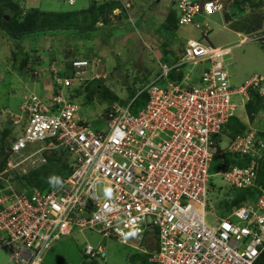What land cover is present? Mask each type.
<instances>
[{
    "label": "built area",
    "instance_id": "built-area-1",
    "mask_svg": "<svg viewBox=\"0 0 264 264\" xmlns=\"http://www.w3.org/2000/svg\"><path fill=\"white\" fill-rule=\"evenodd\" d=\"M177 8L181 25H195L207 36L208 29L196 17L221 11L222 5L219 0H179ZM231 51V46L189 39L174 64L161 63L156 81L127 105L115 102L107 108L103 128L80 117V106L60 88L50 102L32 92L20 113L6 110L13 125L23 130L11 142L3 175H29L59 150L71 155L73 171L45 191L0 189V248L8 249L17 264H42L58 241L90 231L149 254L153 264H257L264 254V185L257 183L258 162L222 167L216 174L234 187H257L255 201L219 217L210 200L216 155L228 148L261 157L264 150V142L255 138L256 128L227 138L225 149L218 140L236 115L234 95L246 102L250 90L264 96L263 76L232 89L226 63ZM97 64V59H76L71 72L54 67L51 72L64 89L89 75L101 78L95 73ZM181 70L183 77L172 79L171 73ZM193 71H200L196 83L190 77ZM160 80L166 84L160 86ZM143 93L146 104L133 112ZM99 185L106 187L104 196L97 193ZM152 240L156 250L148 246ZM83 253L90 260L107 259L102 245L87 243Z\"/></svg>",
    "mask_w": 264,
    "mask_h": 264
},
{
    "label": "rangeland",
    "instance_id": "rangeland-1",
    "mask_svg": "<svg viewBox=\"0 0 264 264\" xmlns=\"http://www.w3.org/2000/svg\"><path fill=\"white\" fill-rule=\"evenodd\" d=\"M160 1L135 0L134 5L133 3H128L129 5L127 6H133L131 13L134 17L132 20L126 21L121 26L123 30H118L119 32L117 31V34L120 35V37L117 39L114 49H109V45L102 46L100 39L84 40L77 35L69 36V38H72L70 45L66 41V38H63L62 40V37H53L52 41H49L51 38H46L45 42L39 44L38 42L33 43L35 46L29 51V54L31 53L30 57L32 60H34L39 54L43 55L41 58L45 59V64L40 66H30V69L33 67L32 71L36 70L40 73V71L43 70V72L41 77L35 81L28 77V79L30 78L29 86L26 88L24 86L25 78L23 79L21 77L20 80H18L15 76L20 74L13 72L12 60L13 54L16 52L14 51L13 47L14 42L9 41L0 34V111L10 108L14 113H19V107L21 106L23 98L28 91L30 93H36L45 102H50L51 91L55 92L59 89V87L56 88L53 84H48L50 82H55L52 79L55 78V75H53L49 69L50 65H52L54 62H49L46 64L48 62L47 58L56 56V64L63 62V56H61L62 52L68 51L71 53V49L69 50L68 48L74 47L80 48L77 50H80L81 52L83 51L84 54H80L78 56H83V58H85L89 53H97L100 51L98 49L102 46L103 49L100 51V55L95 57L101 59L104 58V70L99 71L101 73H106L107 79L101 80V84L98 86L102 85L103 93L111 90L123 101L128 102L133 100L134 97L129 98L132 92L138 93L145 86L156 81L158 76L161 75L160 63L157 59V57L161 58L159 52H165L166 46L172 47L173 45L179 50L180 47L183 46L184 41H177V36L183 34L185 30L186 31L184 33L187 34L190 32L195 33L193 29H191L194 28L192 26L179 25L175 32H172V30L168 29L165 25L164 17L169 10L172 8L175 9V6H171L172 0H166L164 3L163 1ZM222 1L226 5L232 3V0ZM126 2V0H122L121 3L126 6ZM249 10L250 8L248 5L247 13ZM141 13L144 14L141 15ZM115 14L117 15L113 17ZM120 14L121 9L117 13L110 14L111 21L108 26H110L112 23H116L118 21L117 17ZM140 16L142 19L138 18ZM118 22L120 23V21ZM219 24H221V22ZM98 26L102 28L106 27L107 25L103 26V23L101 22L98 24ZM87 28L88 26H86L84 29ZM107 30L111 32L110 29ZM257 33L259 34L253 33L250 35V37L253 38L251 41H248L244 45H241L240 47H237L233 50L234 61L231 65H229V73L231 77H233V81L231 80L232 82L235 81L241 84L240 82H243L244 79L251 77L253 74L258 73L264 75V32L258 31ZM228 37L229 34L227 32L223 30H215L208 38L209 43H205L214 46L225 45L226 43L224 42L229 39ZM111 42L114 43L115 41L113 40ZM50 47L57 49V54L47 56L46 54H48ZM23 51L28 54L26 49ZM18 52L19 50L17 53ZM58 59L61 61H58ZM164 61L170 65L175 63V59L171 54H167L164 57ZM30 65H33L31 61ZM45 72L47 75H45ZM47 76L49 78L52 77L50 82L48 79H46ZM93 82L94 81H88L87 84H84L83 88L81 89L82 95L76 96L73 101L80 106V117L86 119L94 128L97 129L103 128L105 125L101 115L107 106L108 101L103 103L100 102L99 98L103 97V93L90 95L91 89L96 87V83L94 85ZM158 84L161 86L162 82L159 81ZM239 84L233 83V85ZM88 86L91 87L89 88ZM87 87L89 89H87ZM75 89L78 91H75ZM79 90L80 88L76 86L67 90L66 95L68 96L70 92L71 94L76 95ZM48 91L50 95H48ZM232 101L237 106V114L243 117L246 111L245 107L242 105L241 97L234 95L232 97ZM140 103H142V99H140ZM138 104L139 103H136L134 105L133 111ZM140 106L143 105H139V107ZM2 119L4 118H2L0 115V121L3 125L0 127V131L5 130V123L8 122L6 120L3 121ZM228 143L229 140L227 139V136L224 135L222 149H225ZM1 144L3 143H0V145ZM213 184L214 190L210 194L211 204L213 205V208L218 216L223 217L224 205L230 202V199H232L234 196L232 185L225 181L222 176L216 174L213 176ZM105 192L106 187L104 185H99L97 189L98 195L104 196ZM207 221L210 224H213V217L208 215ZM73 238H75V241L70 239L66 241L64 245H61L63 241L59 242L57 249H55L54 253L47 260L46 264H81L80 260L82 259H78L81 256L80 247H74L77 246L74 244V242L80 246L86 245L88 242L94 246H98L100 244L105 246V249L107 250V259L105 261H98V264H145V259L148 258V256L146 257L145 254L140 253L141 251L139 249L125 246L112 239H103L95 232L77 233L73 235ZM69 244L70 247H68ZM132 256H135L134 261L131 259ZM148 264L153 263L149 262Z\"/></svg>",
    "mask_w": 264,
    "mask_h": 264
},
{
    "label": "trees",
    "instance_id": "trees-1",
    "mask_svg": "<svg viewBox=\"0 0 264 264\" xmlns=\"http://www.w3.org/2000/svg\"><path fill=\"white\" fill-rule=\"evenodd\" d=\"M175 3L176 1L172 0L171 6H175ZM248 5L251 6V9H253L249 14L245 9V6ZM132 8L133 6L128 9L118 0H102L100 2L94 0L92 5L88 9H84L79 12L73 11L68 13H56L33 9L24 12L22 9L20 10L19 6L14 4L12 0H1L0 34H2L9 41L14 42L13 47L14 51L16 52H14L13 54L12 68L13 72L20 74L15 77L18 80H20L21 77L23 79L25 78L24 80L26 81V78L29 77L28 72L29 70H31L30 66H40L42 64H45V59L41 58L43 55L39 54L34 60H32V58L30 57L31 53L29 54V51L35 46V44L33 43H41L46 35L69 33V35H77L84 40L100 39L102 42V46L109 45V49H114L117 39L120 37V35L117 34V31L123 30L121 26L126 21L132 20L134 17L131 13ZM117 9H121V14L117 17V20L120 21V23L118 21L116 23L111 22L112 24L108 26L111 21L110 14L114 13V11ZM227 9L229 12L225 13L226 20L232 21L238 18L231 23V27L239 29L241 26H243L241 28L243 30L246 29V33H250L252 31L264 32V0H232V3H229V5L226 6V10ZM143 14L144 13H141V15ZM114 16L116 15H113V17ZM138 18L142 19L141 16ZM164 18L165 25L173 32H175L178 26L181 25L180 12L178 8H176V6L175 9L172 8L171 10H169L165 14ZM101 22L103 23V26H107L102 28L99 27L98 24ZM86 26H88V28L84 29ZM107 29H110L111 32ZM113 40L115 41L114 43L111 42ZM102 46L98 50L101 51L103 49ZM167 48L165 52L157 51L161 55L160 60H164V57L168 54ZM25 49L27 50L28 54L23 51ZM18 50L19 52L17 53ZM100 51H98L97 53H89L85 58L92 61L93 57L100 55ZM73 54L74 53H72V56H75V54ZM72 56H70V58H72ZM97 59L100 60L98 61L97 68L100 65L101 68H103L104 58ZM30 61L33 65H30ZM262 76L264 77V75ZM171 77L175 78V73H172ZM93 83L94 85L96 83V87L94 89H91L90 95L103 93L102 85L98 86L101 84V82L99 80H94ZM262 86L264 88V81L262 82ZM88 87L87 89H89L91 86L89 88ZM75 91L78 90L75 89ZM138 93L132 92L129 98H135ZM140 99H142V103H140ZM147 99L148 97L146 93L139 95L136 98L134 105L136 103L139 104L136 107L137 109L135 108L133 112H137L139 108L142 107H139V105L144 106L147 102ZM99 100L101 103L108 101L107 106L112 105L115 102H119L123 105H127L130 102L121 100L111 90L104 92L103 97L99 98ZM107 106L102 113L103 117L107 110ZM245 108L246 112L243 117L233 116L229 119L228 123L223 129L222 134L218 136V140H223L224 135L232 140L238 135H245V133L247 131H250L251 128H256L258 129L256 130V140L264 142V96L260 97L257 93L253 92L251 95V99L246 103ZM3 110L0 111V115L2 118L5 117L6 119ZM8 134V131H5L4 137H7ZM4 141L5 138H2L1 143L3 144L0 151V172L4 170L6 164ZM262 153L263 155L261 157H255L253 156L252 152H233L226 148V150L223 151L222 156H215L210 171L213 175H215L222 167H249L252 160H256V162H258L259 164L257 183L258 185H264V150H262ZM70 158L71 155L67 151L53 152L48 158V165L36 171H33L26 176L16 175L15 181L11 180V182L15 185L17 191L19 192H30L33 188H37L42 191L50 189L53 186H57L64 178H67L72 173L73 167ZM211 185L214 187L213 180ZM0 187H4L3 180H0ZM232 189L234 196L232 197V199H230V202L224 205V217L228 216L234 209L245 206L250 200L252 202L255 201L257 195L260 193L259 189L253 186L247 188H238L232 186ZM54 251L55 249L52 250L51 254L46 257V260L43 261L42 264H46L47 260L54 253ZM143 254H145L146 257L148 256V258L145 259V264H148L149 262L151 263V261L149 260V254ZM131 259L132 261H134L135 256H132ZM81 261L83 262V264H98L97 260L91 261L88 259V257H83ZM257 264H264V254L260 256Z\"/></svg>",
    "mask_w": 264,
    "mask_h": 264
},
{
    "label": "crops",
    "instance_id": "crops-1",
    "mask_svg": "<svg viewBox=\"0 0 264 264\" xmlns=\"http://www.w3.org/2000/svg\"><path fill=\"white\" fill-rule=\"evenodd\" d=\"M13 1V3L14 4H16V5H18L19 6V8H20V10L22 9L24 12L25 11H28V10H30V9H33V10H42V11H47V12H56V13H68V12H73V11H77V12H79V11H81V10H86V9H88L91 5H92V3H93V1L94 0H76V3H75V5H73V6H71L68 2H67V0H12ZM127 2H129L130 4L131 3H133V5L135 4L134 2V0H126ZM160 1V0H159ZM163 1V3L166 1V0H161L160 2H162ZM175 1H177V0H175ZM197 1H200V0H197ZM159 2V3H160ZM249 8H250V10H249V12H248V14L251 12V10H253V9H251V6L249 5ZM245 9H246V11H247V6H245ZM227 12H228V9H227ZM243 14H245V13H243ZM225 15L226 14H224V13H216L215 15H213V16H206V15H200V16H198L197 17V21L198 22H200V23H202V25L204 26V27H208L209 29H210V33H209V36L208 37H206V38H204V35H202V33L200 32V30H198L195 26H193V25H190V26H192V27H194V28H191V29H193V31L195 32V33H184L183 32V34H180L179 36H177V41H180V40H182V41H184L183 42V46H181L180 47V49L178 50V49H176V46H172V47H166L167 48V51H168V54H171V55H173V58L175 59V62H176V59L178 58V57H180V55H181V53H182V51H183V48H184V46H185V44H186V42L189 40V39H195V40H203V41H205V42H208L209 43V41H208V38L210 37V35H211V33L212 32H214L215 30H218V31H225V32H227L228 34H229V39H227L224 43H226L225 45H218V46H231L232 47V51H231V54L227 57V61H226V63H227V70H228V72H229V65H231L232 63H233V61H234V59H233V57H234V55H233V50L235 49V48H237V47H240L241 45H244L245 43H247V42H241L240 43V40H242L245 36H247V35H251V34H253V33H257L258 31H252V32H250V33H246V29H242L241 27H243V26H241L239 29H235V28H233V27H231V23L229 24L228 23V20H226V17H225ZM237 17H239V16H237ZM236 17V18H237ZM165 19V18H164ZM238 19V18H237ZM237 19H235V20H237ZM234 20V21H235ZM221 22V24H219ZM246 26V25H245ZM173 32V31H172ZM175 34V33H174ZM69 36H72V35H69V33H68V35H67V33L66 34H53V35H46L44 38H43V41L42 42H45V39L46 38H51L49 41H52V38L54 37V38H58V37H62V40H63V38H66V41L69 43V45H70V42L72 41V38L70 37L69 38ZM76 41V40H75ZM41 42V43H42ZM75 43V42H74ZM69 50H70V52L71 53H69L68 51H65V52H62V54H61V56H63L62 58H63V62H60V63H58V64H56L55 62H56V59H57V57L55 56V57H48L47 59H48V62L46 63V64H48L49 62H54L52 65H50V72H51V68L52 67H54L55 69H59L60 71H67L68 69H70V63H71V61L72 60H76V59H78V60H83V59H87V58H83V56H78V55H80V54H84L83 53V51L81 52L80 50H77V49H80V48H77V47H74V48H68ZM56 50L57 49H55V48H53V47H50V49H49V51H48V54H46L47 56L48 55H52V54H57V52H56ZM79 51V52H78ZM76 52H77V55H76ZM72 53H74L75 54V56L73 57L72 56ZM70 56H72V58H70ZM237 58V57H236ZM157 59L159 60V63H160V68H161V63H166V62H164V60L162 59V60H160V58H158L157 57ZM58 61H61V60H59L58 59ZM169 64V63H168ZM33 67H31V69H32ZM187 69H189L188 67L186 68V70ZM99 70H104L103 68H101V65L100 66H98V68L96 69V74H99L100 76H102V79H107V74L106 73H101ZM202 70V69H201ZM161 72H162V70H161ZM172 73H175V78H172V79H177V78H182L183 77V74L185 73V70H181L180 72H172ZM172 73H171V75H172ZM256 74H258V73H256ZM256 74H253V75H256ZM45 75H47V73L45 72ZM51 75V74H50ZM199 75H200V71H193V72H191L190 73V77H191V79H193V82L194 83H196L197 82V80H198V77H199ZM229 75H230V73H229ZM253 75L251 76V77H253ZM261 76H262V74H260ZM160 76V75H159ZM159 76H158V78H159ZM251 77H249V78H247V79H244V81L243 82H240L241 84H239V83H237V82H232L233 81V77H231V75H230V83H231V85H232V87L234 88V89H236L238 86H240V85H242L245 81H247V80H249ZM52 78V77H51ZM51 78H49L48 76H47V78L46 79H48L49 80V82H50V80H51ZM27 80L26 81H24V86H25V88L26 87H28L29 86V79L28 78H26ZM38 79V78H37ZM37 79H35V80H37ZM53 80H54V78H52ZM34 80V81H35ZM95 80H99V81H101L100 79H95ZM232 80V81H231ZM160 82H162V85H165L166 83L163 81V80H160ZM233 83H235V84H239V85H233ZM48 84H53L56 88H60L61 90H63V92H64V95H65V97L67 98V99H69V100H74V98L76 97V96H81V94H80V90H79V92L76 94V95H73V94H71V92L69 93V95L67 96L66 95V91L67 90H69V89H71V88H61V86H57L56 85V83L54 82V83H48ZM47 84V85H48ZM232 88V89H233ZM54 91H51V95H52V93H53ZM48 93V95H50L49 94V91L47 92ZM30 94V92L28 91L26 94H25V96H27V95H29ZM33 94H36V93H33ZM37 95V94H36ZM51 95H50V98H51ZM25 96H24V98H25ZM24 98H23V101H24ZM23 101H22V104H23ZM21 104V105H22ZM108 107V106H107ZM4 110H11L10 108H8V109H4ZM19 110H21V108L19 107ZM12 111V110H11ZM13 112V111H12ZM3 121H8L7 123H5V130H2V131H0V143H1V140H2V138H5V141H4V145H5V167H4V170L3 171H1L0 172V180H3V185L5 186V187H8V186H11L12 188H16L15 187V185L11 182V180L12 181H15V178H10V176H8V175H3V173H4V171L7 169V158H8V152H9V150H10V145H11V142L16 138V136H18L19 134H20V132H22V130H23V127H21V128H15L13 125H12V122H11V120L10 119H8V118H6L5 119V117H4V119H2ZM25 123V121L23 122V124ZM0 124H1V121H0ZM1 126H3L2 124L0 125V127ZM5 131H8V136L6 137H4V132ZM10 138H12V139H10ZM1 146H2V144L0 145V151H1ZM2 177V178H1ZM4 187H0V189H3ZM24 193H26V194H29L30 192H24ZM86 232H90V231H86ZM77 233H84V232H75L74 234H77ZM74 234H72L71 236H69V237H65L64 238V240L62 239V240H60V241H58L53 247H52V249L51 250H49V252H47L46 254H45V259H44V261L46 260V257H48L50 254H51V252H52V250H54V249H57V247H58V244H59V242H61V241H63L62 243H61V245H64V243L66 242V241H68V240H70V239H72L73 241H75V238H73V235ZM104 239V238H103ZM89 243V242H88ZM74 244L75 245H77V246H74V247H80V254H81V256H80V258H78V259H83V257H87L85 254H83V251H84V246L85 245H83V246H80V245H78V244H76L75 242H74ZM73 244V245H74ZM91 244V243H90ZM148 244V243H147ZM60 245V246H61ZM65 245H67V244H65ZM101 245V244H100ZM103 246V245H102ZM148 246L151 248V249H155L156 250V248H157V242H154L153 240L150 242V244H148ZM68 247H70V244H69V246ZM103 247H105V246H103ZM73 248V247H72ZM107 251V250H106ZM77 259V258H76ZM89 259V258H88ZM90 260V259H89ZM97 259H95V260H91V261H96ZM74 261V260H73ZM97 261H105V260H97ZM80 262H81V264H83V262L80 260ZM0 264H17L16 262H14L12 259H11V254H10V251L8 250V249H6L5 247H1L0 248Z\"/></svg>",
    "mask_w": 264,
    "mask_h": 264
},
{
    "label": "clouds",
    "instance_id": "clouds-1",
    "mask_svg": "<svg viewBox=\"0 0 264 264\" xmlns=\"http://www.w3.org/2000/svg\"><path fill=\"white\" fill-rule=\"evenodd\" d=\"M97 1H102V0H97ZM117 1V0H116ZM118 1H120V2H122V0H118ZM178 1L179 0H177L176 1V3H175V6H176V8H177V3H178ZM195 1H197V0H195ZM209 1H211V0H200L199 2H201V3H206V2H209ZM220 2H221V5H222V10L221 11H217V12H215L214 14H206L205 12L203 13H201V14H199L198 16H200V15H206V16H213V15H215L216 13H226L227 12V10H226V6H228V5H226L222 0H219ZM67 2H68V0H67ZM69 3V2H68ZM75 3H76V1H75ZM75 3H73V4H70L71 6H73V5H75ZM129 2H126V7L129 9V8H131L132 6L130 5V6H127V5H129L128 4ZM117 12H119V9H117V10H115L114 11V13H117ZM229 12V11H228ZM115 15H117V14H115ZM197 16V17H198ZM197 17H196V22H198L197 21ZM235 20V19H234ZM234 20H232V21H228V23L230 24V23H232ZM200 23V22H199ZM200 24H202V23H200ZM191 25V24H190ZM190 25H182V26H190ZM193 26H195V25H193ZM203 26V25H202ZM204 27V26H203ZM205 29H208V35L207 36H204V38H206V37H208L209 36V33H210V29L208 28V27H204ZM198 30H200V29H198ZM200 32L202 33V35H204L203 34V32L200 30ZM256 34H259V33H256ZM2 35V34H1ZM253 38H251L250 37V35H247V36H245L242 40H240V43L241 42H248V41H251ZM257 39V38H256ZM259 40V39H258ZM203 41V40H202ZM93 59H97L96 57H93ZM98 61H100L99 59H97ZM74 60H72L71 61V63L73 62ZM71 63H70V69H68L67 71H69V72H71ZM33 70V68L31 69V70H29V72H28V76L31 78V80L33 79V80H35V79H37V78H40L41 77V75H42V72H43V70H41L40 71V73H39V75H38V77L37 78H35L34 76H33V72L34 71H32ZM36 71V70H35ZM38 72V71H37ZM254 76H261L260 74H256V75H253V77ZM252 78V77H251ZM250 78V79H251ZM96 79H100V80H105V79H102V77L101 78H96ZM95 79H92L91 78V76L89 75L88 77H86V80L85 81H83V82H80V83H76L74 86H72V87H68V88H74V87H76V86H78L79 88H80V91H82L81 89L83 88V85L84 84H87V82L88 81H94ZM247 81H245L242 85H240V86H238L236 89H239L241 86H243L245 83H246ZM233 88V87H232ZM234 89V88H233ZM250 92H251V95H252V93L253 92H255V93H257L258 95H259V92L258 91H251L250 90ZM34 93V92H33ZM80 94L82 95V92H80ZM236 95H238V96H240L241 97V102H242V105L245 107L246 106V101L245 100H243V98H242V96L241 95H239V94H236ZM38 96V95H37ZM41 98V97H40ZM69 100V99H68ZM70 101H72V100H70ZM73 103H75L74 101H72ZM77 104V103H76ZM78 105V104H77ZM22 106V105H21ZM21 106H20V108H21ZM110 106V105H109ZM108 106V107H109ZM107 107V108H108ZM246 109V108H245ZM11 111V110H10ZM246 111V110H245ZM4 112V115L6 116V118H8L9 119V116L6 114V110H4L3 111ZM12 112V111H11ZM14 113V112H13ZM20 113V112H19ZM234 116H240V115H238L237 114V112H236V115H234ZM101 118L103 119V122L105 123V121H104V117H103V115H101ZM12 122V121H11ZM12 125H13V123H12ZM14 126V125H13ZM15 128H21L20 126L18 127V126H14ZM59 151H64V150H59ZM55 152H57V151H55ZM51 155V154H50ZM50 157V156H49ZM48 157V158H49ZM48 161H49V159H48ZM49 163V162H48ZM48 163L46 164V165H48ZM45 165V166H46ZM44 167V166H43Z\"/></svg>",
    "mask_w": 264,
    "mask_h": 264
}]
</instances>
